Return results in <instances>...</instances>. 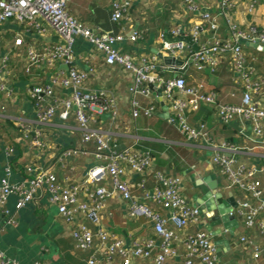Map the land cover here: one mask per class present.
I'll use <instances>...</instances> for the list:
<instances>
[{
	"label": "crops",
	"instance_id": "0c3cea01",
	"mask_svg": "<svg viewBox=\"0 0 264 264\" xmlns=\"http://www.w3.org/2000/svg\"><path fill=\"white\" fill-rule=\"evenodd\" d=\"M114 0H70L68 9L85 25L96 31H115L130 34L134 30L142 33V37L135 42H123L121 48L135 60L141 56H157L160 63L167 68L161 74L165 77H174L178 72L172 70L175 64H166L160 53L164 41L175 40L170 29L183 25L191 27L198 22L197 12L189 10L184 0H138L129 10V18L115 22L112 20V4ZM252 10L249 5L252 0H236L225 8L222 13L220 0H198L202 10L209 9L217 17L219 23L218 36H228L227 20L242 27L255 26L264 28V0H254ZM165 32V38L162 34ZM213 33L206 31L202 39L211 38ZM16 36H22L24 43L17 46L14 43ZM183 38V37H182ZM165 39V40H164ZM184 39V38H183ZM186 41L192 44L189 36ZM63 39L48 29L44 34L35 30L26 29L13 22L0 25V54L8 57L5 73L6 80L14 89V94L7 97L0 93V180L8 179L12 183L29 181L25 166L34 164L53 171L63 184L76 183L81 185L80 200H93L95 188L100 183H84V178L90 167L101 163L95 155L94 141L84 142L83 131L78 125L75 115L67 120L56 116L47 123L38 121L35 112V102L31 89L44 87L50 82L56 70L67 71L76 67L86 71L88 77L84 83L87 91H104L112 96L115 106L97 117L91 127L109 136L119 147L137 144L139 147L150 149L153 166L143 175L128 172L123 176L132 185V193L136 199L169 216V211L156 201L146 198L144 190L138 184L141 179L146 180V187L155 186L154 172L160 170L165 174L182 177V193L191 204H195L193 195L200 192L196 180L208 174L215 173L222 178L218 165L211 160L212 150L204 142H190L181 132L170 124L165 115L164 104L158 99L153 90L149 95L138 94L136 99L140 105L146 107L154 105L156 113L146 115L141 112L137 117L132 113L133 94L131 86L134 82V72L121 65H110L106 62L105 54L83 37H76L70 61L61 58L56 62L55 69H51L46 62L33 65L30 72L26 71L27 56L30 49L43 52L47 47L56 43H63ZM192 44L190 48L196 49ZM244 50L249 61L256 67V74L264 78V50L246 42ZM186 51V52H187ZM181 55L185 60L187 57ZM188 84L204 82L206 89H214L219 103H241L242 92L237 88L232 70L230 55L223 56L216 68L207 67L198 69L194 64L184 67ZM184 73V72H183ZM69 90L56 88L54 96L45 95L47 102H53L55 97L66 96ZM167 106V105H166ZM190 124L198 126L204 122L217 143H227L238 147L233 153L238 162L264 168V143L260 142L250 121L236 118L229 123H222L214 105H202L197 111L187 113ZM264 125V122H263ZM25 128H30L29 131ZM40 130L45 148L32 144L34 131ZM8 147L13 152L7 151ZM76 147L81 152L67 159L61 158V153L68 148ZM9 168V171L7 170ZM264 184V172L258 171L255 175ZM110 188L112 180L101 182ZM219 184L223 198L232 194L235 199L244 200L238 189L226 190ZM255 202V200L252 199ZM17 195L8 198L6 207L11 215H15V222H8L0 211V251L5 256L16 259L24 264H36L43 260L47 264H88L94 250H83L77 247L72 236V224L64 220L58 206L51 203L46 188H39L36 198L25 207L16 210ZM218 213V210L216 211ZM233 215L239 225L232 234L222 223L213 224L212 219L204 216L203 222L191 225L180 230V239L175 247L180 253L178 263L182 264L186 246L184 237L188 232L205 229L212 233L217 244V255L225 264H264V254L254 257L255 246H264V234L259 230L258 223L248 228L244 225L243 217L235 210ZM85 221L83 216L75 223ZM91 227L94 225L86 221ZM102 225L109 231L122 236L126 249L132 250L134 240L154 236L153 224L144 217L132 218L126 212L125 205L117 196L106 198V208L103 210ZM168 226L178 230L169 221ZM247 241H243L242 237ZM158 247L155 249L157 252ZM154 254L150 258L133 257L132 264H154ZM99 264H108L104 256L99 255ZM119 259L111 264H118ZM195 264H201L196 260Z\"/></svg>",
	"mask_w": 264,
	"mask_h": 264
},
{
	"label": "built area",
	"instance_id": "2783aa9c",
	"mask_svg": "<svg viewBox=\"0 0 264 264\" xmlns=\"http://www.w3.org/2000/svg\"><path fill=\"white\" fill-rule=\"evenodd\" d=\"M70 0H0V25L13 22L26 29L44 34L48 29L54 30L63 43L52 44L45 51L38 52L30 49L27 56L26 71L30 72L33 65L46 62L51 69H55L56 62L65 58L70 61L76 37H83L105 54L106 62L110 65L118 64L134 72V82L131 86L133 94L132 113L137 117L142 113L153 115L156 113L154 105L143 107L136 99L138 94L149 95L153 90L150 84H155L162 90V97L168 108L167 121L174 125L190 142H204L212 150L211 160L218 165L222 176L223 189H238L244 200H236L237 208H232L230 214L236 210L248 228L258 223L259 230L264 234V184L255 175L258 169L238 162L233 155L238 147L217 143L209 131L208 126L201 122L198 126L189 123L187 113L197 111L202 105H214L219 120L229 123L236 118L250 121L258 138L264 135V78L256 74V67L249 61L244 50L246 42H258L264 46V28L255 26L242 27L227 20L228 36H218L219 23L217 17L209 9L202 10L198 0H184L185 6L199 14L198 22L191 27L177 25L170 29L175 40H165L162 51L167 56L176 58L187 57L185 64H194L198 69L216 68L224 55L229 54L235 82L242 92L241 103H219L214 89H206L204 82L188 84L185 71L178 72L174 77L161 74L167 66L157 60V56H141L135 60L129 53L122 50L123 42H135L142 37V33L134 30L130 34L115 31H96L85 25L68 9ZM138 0H114L112 4V20L118 22L129 18L131 6ZM236 0H220L222 13L225 8ZM254 0L249 5L252 10ZM213 33L211 38L202 39L206 31ZM187 36L196 44V49H189L192 45L185 40ZM165 38V32L162 34ZM184 39H183V38ZM15 45L24 43L22 36H16ZM187 51V52H186ZM191 61V62H190ZM8 57L0 54V93L11 97L14 89L6 80L5 73ZM185 66V65H184ZM88 77L86 71L71 67L67 71L56 70L50 82L44 87L31 89L35 102V112L38 121L47 123L56 116L67 120L72 114L83 131L84 142L94 141L95 155L102 162L89 168L84 183H100L93 193V200H80L81 185L76 183L63 184L57 175L46 168L28 164L25 166L29 176L27 183H12L8 179L0 180V211L8 222H15V215H11L6 207L8 198L16 194V210L25 207L36 198L39 188H46L51 203L58 206L59 212L67 223L72 224V236L78 248L94 250L88 264H99V255L104 256L108 264L119 259L118 264H132L135 258H150L154 255V264H179L180 253L175 242L180 239V230L203 222L204 216L195 204H191L182 193V177L165 174L160 170L154 172L155 186L146 187V180L141 179L138 184L144 190V196L152 199L169 211L165 217L160 212L146 204L139 202L132 193V185L123 176L128 169L133 174L143 175L153 166V156L150 149L139 147L136 143L126 147H119L112 139L91 127L97 117L115 106L112 96L104 91H87L84 83ZM56 88L69 90L66 96L55 97L53 102H47L45 95L54 96ZM29 131L30 128H25ZM40 130L34 131L32 144L45 148ZM264 143V139H260ZM9 153L13 152L8 147ZM81 152L80 147H72L61 153L62 159L70 158ZM9 171V168L7 169ZM110 178L113 187L101 182ZM219 188V187H218ZM219 191L222 192L221 189ZM117 196L125 205L126 212L132 218L144 217L153 224L154 236L137 238L132 250L126 249L125 241L102 225L103 210L106 208V198ZM255 200L254 201H252ZM83 216L85 221H79ZM86 221L91 222V227ZM171 221L178 230L168 226ZM211 232L197 229L188 232L183 241L186 246L182 264H225L217 255V244ZM247 241L246 237H242ZM158 247V251L155 249ZM264 254V246H255L254 257L257 259ZM0 264H24L16 259L7 257L0 251ZM36 264H47L40 260Z\"/></svg>",
	"mask_w": 264,
	"mask_h": 264
},
{
	"label": "water",
	"instance_id": "95a60500",
	"mask_svg": "<svg viewBox=\"0 0 264 264\" xmlns=\"http://www.w3.org/2000/svg\"><path fill=\"white\" fill-rule=\"evenodd\" d=\"M250 44L264 50V46L258 42H250ZM160 56L166 64L176 65V67L172 68V70L176 72L184 71L183 67L186 65L184 60L174 56L163 55L162 53H160ZM149 86L152 90L156 91L158 99L162 102V104H164L161 88L157 87L155 84H150ZM164 108L166 110L164 116L166 117L168 115V108L165 104ZM221 182L222 178L215 173L198 178L196 180V185L200 188L201 195L196 193L192 198L200 212L210 217L213 224L222 223L232 234H234L239 222L233 214H230V211H232V208L238 207V202L232 194L228 198H223V192L219 191L218 188ZM217 210L218 213H216Z\"/></svg>",
	"mask_w": 264,
	"mask_h": 264
},
{
	"label": "rangeland",
	"instance_id": "374dc122",
	"mask_svg": "<svg viewBox=\"0 0 264 264\" xmlns=\"http://www.w3.org/2000/svg\"><path fill=\"white\" fill-rule=\"evenodd\" d=\"M220 186H223V184H221Z\"/></svg>",
	"mask_w": 264,
	"mask_h": 264
}]
</instances>
